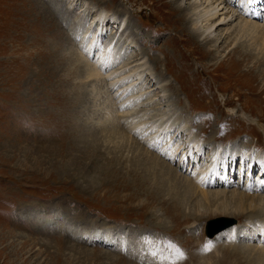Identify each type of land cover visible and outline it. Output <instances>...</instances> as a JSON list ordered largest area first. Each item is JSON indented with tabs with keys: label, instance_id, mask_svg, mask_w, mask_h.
Returning a JSON list of instances; mask_svg holds the SVG:
<instances>
[{
	"label": "rangeland",
	"instance_id": "374dc122",
	"mask_svg": "<svg viewBox=\"0 0 264 264\" xmlns=\"http://www.w3.org/2000/svg\"><path fill=\"white\" fill-rule=\"evenodd\" d=\"M68 1L0 0V264L148 263L140 260L141 257L150 258L149 263H166L169 259L163 257L165 254L168 257L171 255L170 261H175L176 264H238L239 261L241 264H264L259 257L260 260L244 255V252H248L245 246L254 248L252 245L256 246L257 241L250 239L247 242L243 236L239 238L240 233H244L245 238L253 237L254 231L260 230V225H252L251 221H246L245 216L243 219L227 217L214 210L213 207L217 205L213 202L209 205H196V201L190 199L186 206L182 205L173 214H164L157 207L155 210L158 220L154 222L156 225L151 226L146 222L150 220L151 209L144 212L138 206L143 197L130 204L118 202L114 194L109 199V182L104 184L106 176L102 171H99L103 175L100 176L88 165V172L78 178L74 172L67 174L66 171L61 174L59 161L69 162L68 156L64 153L62 157H49L42 151L50 146L52 138H48V135L53 131L52 126L61 121L65 110L70 108L65 105L64 99L76 105V114L81 113L76 116L81 131L87 126L98 130L96 123L100 117L103 97L97 92L101 87L98 81L94 83L92 79L84 80L83 77L72 75V71L85 63L86 58L79 55L78 47L83 43V31H88L83 40L88 37L85 41H90L94 35L92 31L98 29L93 19L97 12L107 20L102 36L100 31L96 32L99 34L101 48L104 46L107 50L109 46L108 38L116 29L113 21H121L123 26L115 36V42L116 39L121 41L117 40L119 44L113 45L114 53L117 51L115 66L103 72V76L105 77V73L110 74L109 78L121 72L128 74V69H133L137 64L143 65L137 71L147 69L141 73V79L145 81L144 89L148 83L145 74H152L150 78L159 82L153 88L141 91L138 84L141 79L138 78L136 84L132 85L138 88L135 89L136 93L128 94L139 96L140 99L136 100H140V104L137 106L136 103L134 106V100L129 103L127 116L138 117L134 121L145 125L153 120H156L155 126L170 125L173 128L179 125L184 135L179 133V142L175 140L174 143L180 145L187 135L184 141L196 139L199 142L197 146L203 149L201 156L204 161L208 159L205 155L211 147L217 151L216 161L221 153H235L236 157L232 159V166L228 169L231 184L226 186V190L238 188L237 191H242L245 186L264 190V49L262 51L256 48L257 44L248 41V38L231 42L237 32L232 33L229 39L222 40L225 29L229 28L227 26H221V38L216 44L206 43L197 34L190 35L187 21H184L186 24L181 23L173 13L179 0H79L73 13L66 17L62 7L65 9ZM232 1L233 4H238V0ZM192 2L193 0H184L180 8L187 9ZM261 5L258 10L259 20L264 17V0ZM26 8L29 11L27 20ZM235 9L237 10L236 7ZM52 11L54 21L49 16ZM34 14H46L43 21L37 23H40L39 32L35 26ZM179 17L187 20L189 14L184 10ZM232 24L233 28L228 33L238 28L235 27V21ZM53 25L56 26L55 29ZM18 36H24V39L20 40ZM128 41L132 42V47L127 46ZM123 42L127 43L122 44ZM240 51L248 53L250 57H246L241 65L235 67L232 60H236V53ZM94 57L90 56V62L95 60ZM125 64L128 65L124 67ZM20 67L29 68L30 76L34 75L32 82L19 81L18 75L12 78V74L18 73ZM38 67L50 74L47 73V79L35 77ZM134 73H130L123 83L135 79ZM91 80L93 83H90ZM92 84L95 85V90ZM112 86H108L111 96L117 94L115 90H118L117 85L113 89ZM160 90L163 93H158ZM13 128L15 132H21L18 138L8 135ZM162 128L164 126L159 127L160 130ZM167 132L164 134L168 137L165 136L166 140L173 135L171 131ZM54 137L57 138V135ZM98 137L106 141L104 149L109 147L117 152L118 146L127 147L125 156L121 159L125 166L121 168L124 172L129 170L130 157L139 153L138 150L131 152L136 136L131 140L120 131H106ZM57 140L62 141L63 138L60 136ZM39 145L41 149H37ZM59 147L60 142L52 148L56 154H59ZM104 149H99L101 154L106 152ZM201 149L196 155H192L191 160L196 157L193 160L202 162L197 156ZM249 155L260 158L256 161ZM160 156L163 158V155ZM175 156L170 161H165L179 171L180 177L190 178L192 169H188L189 159H184L187 161L181 168L180 155L176 152ZM252 160L256 162L253 167L249 166ZM36 162L38 164L35 170L31 164ZM48 168L52 170L49 175L46 174ZM123 180L119 179L124 183ZM46 181L48 184H44ZM77 182L82 188H77ZM208 190L215 189L212 187ZM117 191L121 197V189ZM232 205L227 204L226 208ZM38 206L46 216L55 212L60 217L37 216V213H41L36 210ZM210 210H213V214ZM195 211L205 216L196 220ZM189 213L192 214L191 217L188 216ZM220 217L233 220L230 228L220 234L228 231L232 234L235 245L232 247L244 248L246 251L241 250V254L234 255L229 247L233 244L225 236H221L219 240L216 239L219 234L212 239L205 236L206 222ZM260 223L264 224V220H260ZM92 228L99 232L109 231L116 238L119 235L124 239L128 237L129 243L120 247L117 242L111 247L105 241H99L98 245L97 242H77L75 234L81 237L90 233ZM39 229L45 232L38 233ZM256 249L263 250L255 247L253 254L258 252ZM193 254L196 255L195 263L190 260Z\"/></svg>",
	"mask_w": 264,
	"mask_h": 264
},
{
	"label": "bare ground",
	"instance_id": "6f19581e",
	"mask_svg": "<svg viewBox=\"0 0 264 264\" xmlns=\"http://www.w3.org/2000/svg\"><path fill=\"white\" fill-rule=\"evenodd\" d=\"M35 1L39 2L40 0H35ZM56 1L61 2L62 0H56ZM77 1H79V0H69L67 3L68 6L65 7V9H64V7H62L64 12H65L64 14L66 15V17H68L70 15V13H73V10H75L74 7L77 6V4H78ZM183 1L184 0H179L178 2H176V4H178V5H176L175 9L173 10V13H175L178 16V21H180L181 23L186 24V23H184V21H187V24L190 25V28L188 29V31H189L188 33L190 35L197 34L199 37H202L203 38L202 40L205 41L206 43L216 44L221 38V34H222L221 33L222 29H220L221 26H225V27L227 26L229 28L225 29V32H224L225 35L222 37V40H224L226 38L229 39V36L232 33L237 32L234 35L233 39L231 38L232 39L231 42H235L236 40L238 41V39H240V38H248V41H251L252 43L257 44V46H255L256 48L258 47L259 49H262V51H263V49H264V17L261 20H259V17H258V10L262 6L261 2L263 0H238L237 5L233 4L232 0H227V1L226 0H201V1L200 0H193L191 6H189L187 9L184 8L182 10L180 7H181V4L183 3ZM235 7L237 8V10L235 9ZM50 10H51V8H50ZM60 10H62V9H60ZM184 10H186L189 14V17H187V20H185L182 17H179V14L181 12H183ZM120 11H122V10H120ZM35 14H34V16L36 17V20H35L36 24L38 22L41 23L43 21V19L45 18L44 16L46 15V14H44V15L37 14L39 16H36ZM49 16L52 19V21L55 20L54 16H53V11H52V13H49ZM25 19L26 20L29 19V11L27 10V8H26V13H25ZM93 19H94V21L96 23L95 25L97 26L98 29L92 31V33H94V35L91 36L90 41H88V40L85 41L88 37L83 40V37H85V33L88 32L87 30L82 32L83 33L82 36L80 35L82 37L83 43H81L79 45V47L78 46L77 47L80 50L79 55H81L82 57H85L86 60H85V58H83L85 60V63L82 64V67L80 66V67L76 68V70L72 71V75L77 76L78 78L83 77L84 80L92 79L94 81V83H95V81H98V83L101 87V88H99V91L97 92L99 94H102V97H103L102 101L100 103L101 108L99 109V110H101L100 117L97 118V123H96L98 130L95 131L91 127L87 126L86 128H82L83 131H81L79 129L80 124H79V126L77 125L78 119L76 118V116H80L81 113L76 114V111L74 110L76 105L73 104L72 102L70 103L64 99L65 105H69L70 108L65 110V112H64L65 115L63 116L62 120L57 121L58 123H55L52 126L53 131L50 135H48V138L50 136L52 138V140L49 142L50 146H48L47 149H42V151L47 153L49 155V157H52L54 155H56L58 157H62V155H64V153L66 154V156H68L69 162L63 163V161H59V169L61 171V174L65 173L66 171H67V174H69V172H74L76 177L78 178L79 175L86 174L88 172L87 171L88 165H90L91 170H93L95 173L99 174V171H102L106 176L103 180L104 184L105 183L107 184L109 182L108 183V187H110V191H109L110 194L108 193L109 199H110V196L112 194H114V196L118 202L123 201L124 203L130 204V203L134 202L135 200L143 197L142 201L139 200L140 203L138 204V206L144 212L145 211L148 212L151 209L150 214H149L150 220L146 221L148 223V225L150 224L151 226L156 225V223H154V222L156 220H158V218L156 216L157 211L155 210L157 207H160L159 210L161 209L162 211H164V214H169V213L173 214V213H176L179 210V208L181 209L182 205L186 206L188 204V200H190V199L195 200L196 205L197 204L209 205V204H211V202H213V204L215 203L217 205V206L213 207L214 210H216V211L218 210L217 212H220V214L226 215L227 217H231V218L237 217L239 219H243V217L245 216V218H247L246 221H249V222L251 221L250 223L252 225L255 223L260 225L259 226L260 230L254 231L253 237L250 236V237L245 238L244 233H240V235H239V238H241L243 236L245 241H247V242H250V239H253L251 241H257L256 246L252 245V246H254V248L245 246V248L248 250L249 253L246 250H244V248L232 247L235 245L232 241V236H231L232 234L228 233V231L220 234L221 232L226 230L228 227L223 229L222 231L218 232L217 234H219V235H218V237H216V239L219 240L221 238V236H225L227 241H231L232 242L231 244H233V245H229V247L231 249L230 252H234V255L235 254H241L240 251L244 250V251H246V252H244L245 256L252 257L253 259H258V257H259V258H261V261L264 262L263 261L264 260V247H263L264 245H262V242H264V224L260 223V220H264V190L259 189L260 187L255 188L253 186L247 187V188H246V186H245V188L242 187V189H241L242 191H239V190L237 191L238 188H236V190H232V191L226 190L227 189L226 186H229L231 184V180H230V177L228 175V169L231 168V166H232V159L236 157L235 153H231V155L226 154V153H221L219 160L216 161L217 151L214 150L213 147H211L207 151V155H205V156H207L208 159H206L204 161V157L201 156V152L203 149H201L197 146V144L199 145V142H197L196 139L184 141V139L187 138V136H188L187 135L184 139H182V143L180 145H179V143H174L175 140H177V142H179V139L177 137H178L179 133H181V132L183 133L182 128H180L179 125L174 126L173 128L170 125L169 126H166V125H156L155 126L154 124H155L156 120H153L152 122H148L145 125L144 123H138L139 121H134V119H137L138 117L133 118V117H129V115L127 116L128 113L126 112V109L128 107H130V106H128L129 103H131L134 100L132 102L134 106H136V103H137V106L140 104V100H136V99H140L139 96L134 95L135 96L134 97V96H132V94H128V92L134 93V94L136 93L135 89L137 87H132V85L136 84L135 82L138 80V78L141 79V73H143V71H145L147 69H144V70L141 69V70L137 71L138 69L142 68L143 65L137 66V64H136V67L134 66L133 69H128L129 70V71H127L128 74H126V72H121L118 75L109 78L110 74L106 75V73H105V77H104L103 72H107L108 71L107 69H110V67L115 66V63H116L115 62V56L117 55V51L114 53L113 45H115V43L117 44L118 41H121L119 39H116V42H115V36L123 28V26H122L121 21H119L118 23L116 20L113 21V23L116 24V26H114V28H116V29L111 34V36L108 38L109 46H108L107 50H105L104 46L101 48L100 40H99V34H97L96 32L100 31L99 33L102 36L103 29H105V25L107 24V20H105V16H103L101 13H97V12L94 13ZM98 21H99V23H98ZM234 21L237 24L235 27H238V28L233 29L231 31V33H228V31L231 28H233L232 23ZM40 23L35 25L38 28L37 32H39L38 30L40 29V27H39ZM35 26H33V27H35ZM53 27L55 29L56 26L53 25ZM88 28H90V27H88ZM217 28H219V29H217ZM215 32H218V33L216 34ZM193 37H195V36H192V38ZM12 39H14V38H12ZM18 39L23 40L24 36H20V37L18 36ZM124 43H127V42H123L122 44H124ZM131 43L132 42H129L127 46L132 47ZM122 44H120V45H122ZM20 47L24 48L25 45H20ZM259 49H258V51H259ZM43 53H44V51H43ZM233 54H235V53H233ZM236 54L238 56L236 58V60L231 59L232 62L234 63L233 66H235V67H238L239 65H241L242 60H245V59L250 57V55L246 52L240 51V52H237ZM92 55H94L96 58L94 57L95 60L94 61L92 60L90 62L89 58ZM135 61H137V60H135ZM135 61H133V62H135ZM79 63H81L80 60H79ZM127 65L128 64H125L124 67ZM12 66H13V62H12ZM37 69H38V72L35 75V77L38 79L46 78V75L48 72L45 71V69H43L41 67H38ZM133 72H135L134 76H135V79L136 78L137 79L136 80L135 79L129 80L126 83H123L126 79L129 78L128 75L130 73L132 74ZM114 73H112V74H114ZM16 75H18L19 77H17ZM30 75H31V73H30L28 67H20L18 73L15 72L14 75L12 74V76H13L12 78L17 77L19 81H22V82L24 81V83H29L30 80L32 82L33 77H34V75H33V77ZM48 75H50V74L48 73ZM145 75L147 76V82H148L147 88L144 89V87H143L144 83L143 82H145V81H144V79L143 80L141 79V81L139 80V82H138V84H140L139 88L141 89V91L142 90L145 91V90H148L150 88H153L155 84L159 83V82L156 83V81L154 82L153 78H150V76L152 74H150V75L145 74ZM158 75H159L158 77H161V74H158ZM259 75H261V74H259ZM64 78H66V77H64ZM92 80L90 83H93ZM90 83H89V85H90ZM111 85H113L111 87L112 89L114 86H116V85L118 86V90H115V93H117V94H115L113 96L110 95L109 89H108V86H111ZM92 86L94 87L95 85L92 84ZM145 86H146V83H145ZM93 89L95 90V87ZM162 90H165V89H162ZM162 90H160L158 93H163ZM99 94H98V96H100ZM150 98H151V96H150ZM151 99H150V101H151ZM159 101H161V99ZM62 103H63V100H62ZM130 116H131V114H130ZM132 116H134V115H132ZM246 119L248 120L249 118L246 117ZM162 126H164V128H162L160 130L159 127H162ZM15 131L13 128L10 133H8V132L7 133L11 137L14 136V137L18 138L19 135L21 134V132L17 133ZM106 131L107 132L108 131H117V132L120 131V133L125 134L131 140H134V136H136V138H135L136 141L134 143L135 146L130 145L132 147L134 146L132 148L131 152L134 153V152H137V150H138L139 153L137 156H134V157L132 156L133 158L130 157L129 163H131V165H129L130 166L129 170H126L124 172L123 169L121 168L122 166L123 167L125 166V164L123 162H121V159L123 158V155L125 156V154H124L126 152L125 148H127V147L123 148V147L118 146L119 150H117V152L111 150L109 147H108V149H106V148L104 149L103 145H105L104 143H106V141L104 139H101V137H98V136L101 135L103 132H106ZM167 131H171L173 133L172 137L168 140H166L167 136L166 135H165L166 137L164 136L165 133L166 134L168 133ZM85 134L87 135V137ZM139 134H142V136H138ZM55 135H57V138L54 137ZM183 135H184V133L181 134V136H183ZM60 136L63 138L62 141L57 140L58 138H60ZM114 137H116V136H114ZM171 140H173V141L171 142ZM58 142H60V147L58 148L59 154H56L54 152L55 149H52V148H54L55 144L56 143L58 144ZM41 144H43V143H41ZM112 144H114V143H112ZM140 144H141V146H140ZM15 146L18 147V145H15ZM200 146H202V145H200ZM102 147L104 149V152L105 151L106 152L101 154L100 150L102 149ZM202 147H204V146H202ZM41 148L42 147H40V145H39L37 149H41ZM115 148H117V145H115ZM122 149H124V150H122ZM200 149H201V151L197 156L202 159V162L200 163L198 160H193V159H197L196 157L192 158V160H191L192 155L193 154L196 155ZM129 152L130 151H128V153ZM176 152H177V154L180 155L181 162H179V163L181 164V168L184 167L185 161H187L189 159L190 168H188V169L189 170L192 169V175L190 178H187L185 176L180 177L179 171H177L176 168L170 166V164L165 161V159L167 161H170L171 158L176 157L175 156ZM111 154H113V156H111ZM160 155H163V158H161ZM92 157H94V158H92ZM249 157L251 159H255L256 161L258 160V158H260V157H253L252 155H249ZM262 157H264V156H262ZM186 158H187V160H184ZM197 161H198V163H197ZM252 161H253L252 164L250 163L249 166L253 167V164H255L256 162L254 160H252ZM119 163L121 165H119ZM186 163H187L186 165L188 166V162H186ZM241 163H243V166H245L244 161L241 160ZM36 164H38V163L36 162L34 164H31V166L35 167ZM181 168H178V169H181ZM35 170H36V167H35ZM239 170L241 171L240 167H239ZM51 171L52 170L50 168H48V171L46 172V174L49 175L51 173ZM94 172H92V173L95 174ZM92 173L90 172V174H92ZM99 175L103 176L102 174H99ZM119 179H124L125 180V181L123 180L124 183L120 182ZM62 180H63V177L59 179V184H60V181H62ZM44 184H48L47 181ZM76 186H77V188H82V185L79 182H77ZM212 187H214V189H215L214 191L208 190V188H212ZM119 189H121V193L123 194L121 197L119 196L120 193L117 191ZM217 189H222V190H217ZM100 193H101V191H100ZM89 195L92 196V194H89ZM226 203L229 205H231V204H233V205L230 208H226V205H227ZM50 209H52V208H50ZM36 210L41 212V213H37L36 214L37 216H41L44 218L48 217V216L49 217H53V216L60 217V215L58 213H55L52 211H51L52 212L51 214L46 216L40 206H38ZM154 210H155V213L153 212ZM196 212L197 211H195V215H194L195 216L194 219H196V220H200L202 217L205 216V214H202V213L199 214V212H197V213ZM209 212H211L213 214V210H210ZM191 215L192 214H190V213L188 214L189 217H191ZM188 216L185 218H188ZM40 231L42 233L45 232V231L43 232L42 230L39 229L38 233H41ZM217 234H215L214 236H212L211 238H208V239L214 238ZM75 237L77 239V242L80 240H81V242H84L85 244L97 242L96 244L98 245L99 241L100 242L105 241L111 247L113 245L117 244V242L120 243L119 244L120 247H124L123 245L126 246V244L129 243L128 237H127V239H124L123 236L119 235L116 238V237H114L113 233H111L109 231L99 232V231H97V229H94V228H92V230L88 234H84L81 237H80V235L77 236V234H75ZM261 240H262V242H261ZM255 247L258 249H263V250H257L256 249L258 252L253 254L252 251L255 249ZM160 251H162V250L160 249ZM206 252H208V251H206ZM161 255H162V253H161ZM163 257H165L166 259H169V260H167L166 263H163V262L149 263V262H151V260H149L150 258L145 259L142 257L140 258V260H144L145 262H148V263H144V264H176V263H174L175 261H173V262L170 261L171 255H170V257H168L165 254ZM193 257H194V259H192ZM135 258L137 259L136 256H135ZM176 258L178 259V257H176ZM262 258H263V260H262ZM203 259H205V258H203ZM190 260H191V263L192 262L195 263L194 261L196 260V255L193 254L190 257ZM258 260H260V259H258ZM241 263L239 261L238 264H241Z\"/></svg>",
	"mask_w": 264,
	"mask_h": 264
},
{
	"label": "water",
	"instance_id": "95a60500",
	"mask_svg": "<svg viewBox=\"0 0 264 264\" xmlns=\"http://www.w3.org/2000/svg\"><path fill=\"white\" fill-rule=\"evenodd\" d=\"M232 224H233V220L230 218L220 217V218L208 220L204 228L205 236L207 238H211L212 236H214L215 234L229 227Z\"/></svg>",
	"mask_w": 264,
	"mask_h": 264
}]
</instances>
